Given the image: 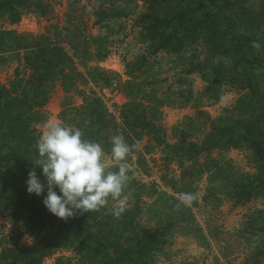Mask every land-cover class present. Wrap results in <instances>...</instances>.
Instances as JSON below:
<instances>
[{
  "label": "rangeland",
  "instance_id": "rangeland-1",
  "mask_svg": "<svg viewBox=\"0 0 264 264\" xmlns=\"http://www.w3.org/2000/svg\"><path fill=\"white\" fill-rule=\"evenodd\" d=\"M6 1L0 0V96L21 90L17 86L21 82L31 81L27 88L31 92L38 86L34 67L42 62L36 54L46 46L49 57L68 55L66 73L79 81L71 93L56 82L45 107L46 120L64 123L63 103L70 98L78 106L82 93H92L103 97L119 123L122 105L146 99L149 112L165 131L162 145L131 130L119 133L139 147L126 158L129 179L121 197L110 199L102 214L130 222L128 244L117 242L109 251L120 257L114 264H264V192L246 200L239 191L256 181L264 161L247 144L208 149L215 127L245 118L257 123L254 129L264 139V99L253 97L246 87L248 64L243 58L262 59L253 84L264 93V21L254 20L262 0H246V15L224 6L223 0L206 1L203 10L213 14L214 42L204 34L179 53L154 51L145 40L141 17L145 12L172 16L185 8L199 14L202 9L194 11L199 0L183 4L164 0L155 10L145 0H25L17 6L22 15L15 24L3 6ZM232 18L237 32L254 39L259 49L244 45L234 58L221 53L235 44L228 24ZM218 66L223 72L216 76ZM97 67L123 84L101 91L89 79ZM15 129L13 122L0 118V165L17 174L33 169L42 174L32 161L36 158L23 151ZM104 151L106 167L117 170L123 162L112 159L111 149ZM181 192L197 195L191 207L179 204ZM121 200L125 211L116 217L112 208ZM101 221L94 226L92 220L75 218L55 222L53 251L43 264H105L103 257L108 256L96 258L94 249L81 243L83 235L94 246L98 233L112 238L114 232ZM20 226L11 218H0V250L33 245V238ZM143 238H151L154 248L140 263L128 252L129 244Z\"/></svg>",
  "mask_w": 264,
  "mask_h": 264
},
{
  "label": "trees",
  "instance_id": "trees-1",
  "mask_svg": "<svg viewBox=\"0 0 264 264\" xmlns=\"http://www.w3.org/2000/svg\"><path fill=\"white\" fill-rule=\"evenodd\" d=\"M24 1L7 0L4 3L3 6L9 10L12 24L20 21L22 11L18 10L17 6H22ZM145 1L149 3L150 10H155L158 5L164 3V0ZM206 1L211 4L216 3V0H199L194 11L203 10ZM245 1L223 0V5L226 7L234 6L243 15H246ZM178 2L183 4L184 0H178ZM212 19L213 14L208 9L196 14V12L186 8L172 16H158L145 12L141 17L145 24V40L150 43L154 51H169L171 53L182 52L187 45L195 43L204 34H207L209 43H213L215 32L211 23ZM256 19L264 21V0H262L260 9L254 16V20ZM228 24L231 26V34L235 44L231 49L226 48L221 53L224 56L234 58V56H238V52L244 45L251 47L255 40L248 35L238 33L233 18L228 19ZM36 55L42 62L34 67L36 68L34 74L37 76L38 86L35 88L33 86L31 92L30 89L27 90L31 81H26L25 84L21 82L17 85L21 90L15 88L3 97L0 96V118L15 124V136L23 147V151L39 159L36 149V142L40 134L38 126L46 121L45 107L50 99L52 89L56 82H61L65 91L71 93L79 85V81L76 77L66 73L68 55L60 59H56L55 54L49 57L46 46L39 47ZM243 58L248 64L246 87L254 95L253 97L264 99V93L257 90L253 84L255 70L258 64H262V59L258 55L253 60L248 59L246 55ZM221 68L218 66L214 71L216 76L223 72ZM89 79L101 91L115 83L116 87L123 84L121 80L116 82L115 76L100 67L95 69ZM80 97L83 101L78 106L73 105L70 98H68L69 101L66 100L63 103L61 119L64 124L80 128L85 138L100 143L104 149H111L110 138L113 135L119 134L120 131L127 132L129 130L137 137L148 135L159 145L165 143V131L157 117L149 112L146 99L144 101L139 99V101L122 105L119 116L121 123H119L103 97L92 93H82ZM257 126V123L247 118L231 125H219L213 129L214 139L208 149L238 147L247 144L256 153H260L264 161V139L256 133L254 128ZM261 169L262 171L256 177V181L251 180L239 188V191L246 196V200L264 192V162L261 163ZM29 171L31 170L17 174L0 165V218H11L18 226L21 224L20 227L34 240L32 246L9 245L3 247L0 250V264H43L44 258L53 251L55 222L66 221L57 218L46 209L43 204V196L28 194L26 181ZM37 175L40 176L42 182L46 183L42 174L37 172ZM56 190L59 192L58 189ZM13 192H16V196H11ZM46 194L47 189H45L44 195ZM104 209L103 207L97 211L83 214L78 212L72 218L81 219L86 223H90L92 220L93 226L102 219L103 223L102 221L101 223L109 227V232H114L112 238L104 237L102 233L96 234L97 245L95 246L89 239L84 238V235L81 238V243L85 248L94 249L93 253L96 258L106 255L108 259L103 257L106 260L105 264H114L120 260V257L110 255L109 251L117 242H121L122 245L128 244L127 238L129 236H126V233L130 222L121 223L115 219L107 218L102 215ZM129 246L132 251L128 252V256L131 260L140 263L144 262L154 248L151 238L139 239L135 245L129 244ZM133 251L134 254L136 253L135 256H133Z\"/></svg>",
  "mask_w": 264,
  "mask_h": 264
},
{
  "label": "clouds",
  "instance_id": "clouds-1",
  "mask_svg": "<svg viewBox=\"0 0 264 264\" xmlns=\"http://www.w3.org/2000/svg\"><path fill=\"white\" fill-rule=\"evenodd\" d=\"M253 47L259 49L261 45L253 42ZM110 143L112 159L123 162L115 171L106 167L105 151L100 143L85 138L80 128L49 118L36 142L39 159L32 160L41 167L46 183L33 169L28 173L26 191L30 195L43 196L46 209L63 220L78 212L97 211L108 205L110 199L118 200L129 179L126 158L139 145H130L119 134L113 135ZM177 199L179 204L191 207L197 195L181 192ZM124 211L122 200L112 208L116 217Z\"/></svg>",
  "mask_w": 264,
  "mask_h": 264
}]
</instances>
